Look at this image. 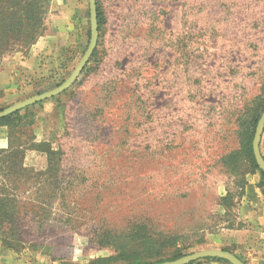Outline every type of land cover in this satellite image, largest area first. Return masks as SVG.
Segmentation results:
<instances>
[{"label": "rangeland", "instance_id": "1", "mask_svg": "<svg viewBox=\"0 0 264 264\" xmlns=\"http://www.w3.org/2000/svg\"><path fill=\"white\" fill-rule=\"evenodd\" d=\"M98 2L93 60L12 124L39 146L30 171H0V238L22 240L0 244V264H123L143 229L184 256L264 264V179L245 150L264 103V0ZM42 3V35L0 61V110L60 85L87 48L88 0Z\"/></svg>", "mask_w": 264, "mask_h": 264}, {"label": "trees", "instance_id": "2", "mask_svg": "<svg viewBox=\"0 0 264 264\" xmlns=\"http://www.w3.org/2000/svg\"><path fill=\"white\" fill-rule=\"evenodd\" d=\"M43 0H0V61L3 56L9 52V49L12 48L11 43L20 42L22 44L31 43L36 40L37 37L42 35L43 30V14H44V5ZM46 7V6H45ZM95 8H96V23H97V42L93 53L88 60L87 64L84 66L83 71L85 70L88 63H90L96 55L97 46L100 38V30L103 25V16L101 13V9L99 6L98 0H95ZM90 36V32L88 31V37ZM22 48H27V46H23ZM82 71V73H83ZM26 108L16 111L15 113L8 115L2 119H0V126H5L8 128L7 134V148L0 150V171H30L24 168L23 166V158L24 152L28 149H31L33 146L37 147L39 145H34L28 141L21 142V136L23 135L19 132V128L14 124L17 120H20L19 116L21 112L25 111ZM264 110L263 105L259 106L258 114L253 119L252 127L250 133L246 139L245 150L247 154V159L252 168H254L264 179V174L259 170L255 163V159L252 153V139L255 131V127L257 121ZM1 111V110H0ZM14 128L19 131H14ZM31 143V144H30ZM42 147V145L40 146ZM46 155H48V164L52 165L54 159L50 158L51 155L47 150H42ZM264 159V157L262 156ZM49 167L46 168L45 173L50 172ZM3 211V206L0 203V212ZM16 225L12 223V226ZM8 223L0 219V234L4 232V230H8ZM144 231H136L129 234L126 239L129 240L130 244L133 248L141 250V255L137 257H133L129 259V261L123 262V264H154V263H164L171 262L176 259L183 257L178 250L173 246L175 243V238L171 236H158L152 235L145 229ZM108 240V239H107ZM22 240L14 237V238H0V244L5 248H18ZM103 244L102 241L99 242V245ZM116 252L118 254L116 258L118 259H126L122 256L124 254H128L127 250L122 245H117L113 243ZM103 246V245H102ZM165 250L169 251V254L163 253ZM224 251H228L222 249ZM229 252V251H228ZM231 253V252H230ZM232 254V253H231ZM234 255V254H233ZM244 264H246L240 257L234 255ZM205 262H217L228 264L227 262L219 259H203ZM127 262V263H126ZM199 261H194L190 264H199Z\"/></svg>", "mask_w": 264, "mask_h": 264}, {"label": "water", "instance_id": "3", "mask_svg": "<svg viewBox=\"0 0 264 264\" xmlns=\"http://www.w3.org/2000/svg\"><path fill=\"white\" fill-rule=\"evenodd\" d=\"M88 5H89V32H90L89 42L85 52L83 53L80 61L78 62L73 72L64 82H62L57 87L1 110L0 119L8 115H11L16 111L22 110L28 106L34 105L36 103L42 102L47 99H51L64 92L75 83L78 76L82 73L84 66L87 64L88 60L90 59L97 42L98 33H97V23H96L95 0H88ZM263 130H264V110L257 121L252 139V153L255 159V163L259 168V170L264 174V159L262 158L259 151V144ZM213 258L223 260L228 264H244L242 261H240L230 252L224 250H217V249L203 250L189 255H185L171 262L154 263V264H190L194 261L203 260V259H213Z\"/></svg>", "mask_w": 264, "mask_h": 264}, {"label": "crops", "instance_id": "4", "mask_svg": "<svg viewBox=\"0 0 264 264\" xmlns=\"http://www.w3.org/2000/svg\"><path fill=\"white\" fill-rule=\"evenodd\" d=\"M27 61L22 62L21 64H23L24 66L27 65ZM7 129L5 127H0V149H6L7 148ZM260 150L262 147H264V133L262 135V138L260 140ZM261 153L263 154V151L261 150ZM237 242H242V240L237 241Z\"/></svg>", "mask_w": 264, "mask_h": 264}]
</instances>
